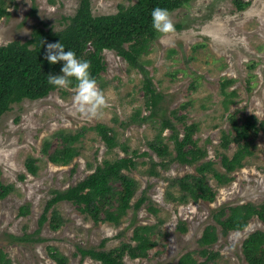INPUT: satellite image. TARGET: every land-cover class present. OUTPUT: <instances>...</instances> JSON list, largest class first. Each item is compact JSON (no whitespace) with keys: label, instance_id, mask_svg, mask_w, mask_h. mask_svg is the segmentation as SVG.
Returning <instances> with one entry per match:
<instances>
[{"label":"rangeland","instance_id":"obj_1","mask_svg":"<svg viewBox=\"0 0 264 264\" xmlns=\"http://www.w3.org/2000/svg\"><path fill=\"white\" fill-rule=\"evenodd\" d=\"M239 1L245 6L241 9ZM136 0H91L93 14H110ZM8 15L0 18V45L31 38L35 26L63 30L75 15L80 0H4ZM174 30L157 34L142 67H131L114 49H105L106 69L97 84L107 106L96 116H83L72 105L74 88H57L47 96L14 102L0 118V182L10 192L0 198V264H59L51 250L66 257L65 264H103L82 249H104L133 243L134 230L152 226L148 237L154 247L144 256H124L125 264H178L189 251L206 260L199 239L208 225H215L218 239L208 249L219 252L205 264H249L242 250L246 236L264 230L254 215L241 230L224 233L214 217L230 205L264 203V0H190L170 11ZM146 69V73L143 71ZM151 82L162 97L158 105L147 102L145 84ZM226 91V93H225ZM231 96L229 107L224 99ZM261 125L252 137L253 154L220 184L209 174L212 200L181 201L179 179L198 175L202 162L221 165L223 153L232 156L238 144L224 149V132L235 136L250 117ZM169 121L173 128L166 126ZM195 123L193 139L207 154L197 163L175 158V132ZM103 124L117 145L110 148L97 126ZM79 134L78 155L69 164L49 156ZM242 143L244 140L241 141ZM45 143L48 150H44ZM152 144L168 148L160 155ZM133 156L136 165L126 173L136 182L132 206L119 223L96 222L72 201H61L55 211L63 218L58 229L50 219L40 223L45 206L56 189L64 190L82 180L104 160ZM35 160L31 173L26 163ZM179 182V183H178ZM120 189V183H114ZM107 207L118 205L119 194ZM141 198L144 202L136 207ZM28 207L22 214L21 208ZM102 214V213H101ZM48 215L52 217L53 210ZM103 216V214H102ZM101 216V217H102Z\"/></svg>","mask_w":264,"mask_h":264},{"label":"trees","instance_id":"obj_2","mask_svg":"<svg viewBox=\"0 0 264 264\" xmlns=\"http://www.w3.org/2000/svg\"><path fill=\"white\" fill-rule=\"evenodd\" d=\"M189 1L136 0L131 5L120 6L115 13L95 15L91 0H80L75 15L70 17V23L63 30L56 31L35 26L31 38L27 41L15 40L0 45V118L10 109L12 103L25 98H42L57 89L48 83L47 75L48 73L58 74L63 62L51 64L44 59L46 53L44 44L62 41L66 49L70 48L78 56L90 61L91 74L98 81L99 76L106 69L103 56L105 49L116 50L131 67H142L141 58L149 52L150 45L156 40L158 34L151 26V9L161 6L172 11ZM244 6L245 4L239 1V7L242 9ZM8 13L4 0H0V18ZM143 71L146 73V69ZM145 87L147 102L152 106L158 105L162 95L157 93L150 81L145 84ZM232 101L231 96L226 97L225 106L229 107ZM165 125L173 128L169 121ZM262 126L253 116L238 128L235 136L232 137L224 132L221 139L223 148L227 149L232 142H236L239 146L237 151L232 156L227 153L222 154L221 165L224 170L216 168L214 162L209 160L197 167L198 175H186L180 178L179 182L184 192L180 200H212L215 193L208 182L209 174H212L220 184L231 181V173L242 167L244 161L253 154L251 146L254 138L252 137L260 132ZM195 127V123L186 125L182 137L177 132L172 136L176 143L175 158L180 162L194 164L205 158L207 154L206 150L200 149L193 139ZM97 129L110 148L117 145L116 138L109 133L107 126L99 124ZM79 136V134L66 135L68 143L52 152L49 156L50 160L55 163L69 164L79 153L74 145ZM242 140H244L243 143ZM152 146L160 155H166L168 152L166 147L156 144ZM44 150H48L47 143L44 145ZM135 165L136 162L130 155L119 156L114 160L106 159L76 184L64 190L56 189L55 194L45 206L40 223L44 224L50 219L51 226L58 229L63 218L55 211V205L64 200L74 202L82 212L90 214L96 222L104 220L119 223L132 206V199L136 193V182L126 173ZM26 166L31 173L37 172L38 167L34 159L27 161ZM115 182L120 183V189L115 188ZM9 192L10 187L0 182V198H4ZM117 194H119L116 198L118 205L114 209L107 207L108 201L115 199L114 195ZM143 200L144 198H141L135 203L136 207H139ZM52 210L53 215L50 217L48 213ZM28 211L26 206L20 210L22 214ZM254 215L264 221V203L259 206L252 203L230 205L228 209L221 208L214 213L224 233L244 229ZM151 229L152 226L149 225L137 226L133 235L135 244H122L110 250L82 249V253L84 256L91 255L103 264H125L123 259L125 254L128 253L132 257L144 256L146 250L154 247L155 241L146 234ZM217 239L218 232L215 225H208L199 239V244L202 246L200 253L207 259L201 261L194 256L193 251H189L181 256L178 264H205L208 260H216L220 255L219 252L212 251L208 247ZM242 250L249 264H264V230L257 229L249 233L243 241ZM51 257L59 264H65L66 257L58 252L51 250ZM215 264L220 263L216 261Z\"/></svg>","mask_w":264,"mask_h":264},{"label":"clouds","instance_id":"obj_3","mask_svg":"<svg viewBox=\"0 0 264 264\" xmlns=\"http://www.w3.org/2000/svg\"><path fill=\"white\" fill-rule=\"evenodd\" d=\"M150 15L151 26L157 33L167 34L174 30L171 12L166 7L156 6L151 9ZM44 47V59L51 64L63 62L58 74L48 73V83L57 88L73 87L72 105L75 111L83 116H96L108 101L91 74L90 61L78 56L74 50L66 49L62 41L48 42Z\"/></svg>","mask_w":264,"mask_h":264}]
</instances>
